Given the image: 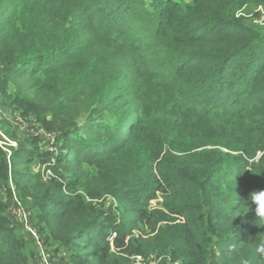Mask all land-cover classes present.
I'll return each mask as SVG.
<instances>
[{"label":"trees","instance_id":"1","mask_svg":"<svg viewBox=\"0 0 264 264\" xmlns=\"http://www.w3.org/2000/svg\"><path fill=\"white\" fill-rule=\"evenodd\" d=\"M235 1L151 11L132 0H0V96L61 146L9 155L0 145V185L14 182L62 264H122L102 239L108 226L122 228L116 249L139 228L137 240L170 258L154 264H264L252 201L264 190V55L245 61L264 31L231 28ZM204 13L216 24L208 34ZM231 60L243 63L227 69ZM96 87L109 101H85ZM214 139L242 145L209 157ZM35 156L50 175L30 169ZM161 197L157 216L150 202ZM19 227L0 201V264H35Z\"/></svg>","mask_w":264,"mask_h":264},{"label":"rangeland","instance_id":"2","mask_svg":"<svg viewBox=\"0 0 264 264\" xmlns=\"http://www.w3.org/2000/svg\"><path fill=\"white\" fill-rule=\"evenodd\" d=\"M163 0H132L133 3L138 4L139 6L142 5V7L149 9L151 11H155L159 5H162L160 2ZM175 2L183 5L189 2V0H174ZM241 2H236L238 5L234 7V11L231 13L233 17H230V21L233 23L234 27L235 24L242 25L246 24L249 25L252 23L253 25H259L261 26V29L264 31V6L262 4H257L256 2H251L248 6L245 4L246 0H240ZM254 9L256 11H260L261 16L257 17L254 16L253 18L252 14H254ZM203 17H209L207 19L208 22L205 23L204 33L208 34L211 32L214 27L216 26L215 23L211 21L212 17L211 15L204 13L201 14ZM253 19V20H251ZM240 29V28H239ZM243 30V29H241ZM264 34V33H263ZM240 38L238 36H231L229 39V44L231 42L237 41ZM227 44L225 41L220 42V46H224ZM218 48H220L218 46ZM248 55L245 57V61H250L251 59H254L256 57H263L264 55V38L261 42V44L258 47L257 51L254 52H248ZM243 62L236 60H231L226 68L230 69L235 66L241 65ZM34 67V66H31ZM246 68V67H245ZM252 67H250L247 71H251ZM103 89H100L99 87H96V89L92 92V97L89 99H86L85 101H101L102 97H105L103 101H109L106 98V94H103ZM103 94V95H102ZM77 117H79V120L85 119V113L84 111H79L77 114ZM83 119V120H84ZM38 142V148L40 149L41 153H50L51 151H55L56 155L59 153L60 145L55 146L54 144V137L51 132L47 131L44 126H40V123L36 120V118L33 115H26L22 116L19 111L15 109V107L9 102V100L2 99L0 96V145L4 147V149L11 155L15 147H19L21 144L26 145L28 147H31L34 142ZM241 147V142H235L234 144L229 145V143H225L224 141H221L219 139H214L208 142L207 145L204 146L205 150H207L210 155L209 157H215V155H219L215 151H218L220 153L219 157H224V154H227L229 152H232L234 154L237 153V151L233 148ZM49 157V154L48 156ZM40 156H35L34 162L30 165V169H33L34 167L38 168V171L42 172L43 178L47 177L46 175H50L52 172L48 168V166L37 163L39 161ZM53 159V158H52ZM33 171V170H32ZM11 191L6 192L4 187L0 185V201L3 202L7 206V214L20 225L19 229L22 231V233L27 238L28 247L32 248L37 253V258H35V264H40V261L42 260V251H45V253L49 252V262L51 264H62L63 259L60 257L55 250L54 245H45L40 235L35 228L34 222L32 221V211L27 209L30 206L24 205L22 202L23 199L21 195L18 193V190L14 184L13 181L10 182ZM233 193H236V191H233ZM107 201H113V199L110 196H107ZM162 197L155 199L150 202V204L154 207V211H162L157 216L163 215V213H166V209L162 207ZM23 205H22V203ZM22 207L23 211L21 215L17 213V207ZM27 206V207H25ZM123 206V204H122ZM25 213V214H24ZM119 215V214H117ZM32 227V230H35L37 233V236L33 234V232L29 229V227ZM129 227V226H127ZM122 228H113V227H105L103 230L102 239L104 242H108L112 245V256L120 261L122 264H139L136 256L139 254H143V257L145 259L146 264L156 263V262H164L170 260L168 255L160 254L158 250H153L151 248H148L149 242H147V239H138L139 236V228L135 227L131 230V234L127 237V241L129 242V238H131L133 241L129 245H125L122 249H116L114 247V240L112 236H115L117 233L121 231ZM128 229V228H127ZM28 233V234H27ZM144 240V241H143ZM139 243L142 244V252H138V246ZM215 260H220L219 255L215 257ZM175 264H182L180 261H176Z\"/></svg>","mask_w":264,"mask_h":264},{"label":"clouds","instance_id":"3","mask_svg":"<svg viewBox=\"0 0 264 264\" xmlns=\"http://www.w3.org/2000/svg\"><path fill=\"white\" fill-rule=\"evenodd\" d=\"M252 201L256 205L255 214L256 217H258V223L264 224V190H261L253 195ZM259 251L264 252V247H261Z\"/></svg>","mask_w":264,"mask_h":264},{"label":"built area","instance_id":"4","mask_svg":"<svg viewBox=\"0 0 264 264\" xmlns=\"http://www.w3.org/2000/svg\"><path fill=\"white\" fill-rule=\"evenodd\" d=\"M19 206H20V205H19ZM16 210H17V213H18L19 215H21L22 212H24L21 206H20V208L17 207ZM24 214H25V213H24ZM29 229L33 232V234H34L35 236H37L36 231H35V230H32V227H31V226L29 227ZM49 256H50L49 252L45 253V251H42V260L40 261V264H51V263L49 262ZM136 259H137V261H138L139 264H146L143 255H137V256H136ZM154 263H155V262H154ZM154 263H151V264H154Z\"/></svg>","mask_w":264,"mask_h":264}]
</instances>
